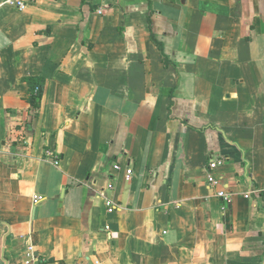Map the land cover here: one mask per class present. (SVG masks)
<instances>
[{"label": "crops", "instance_id": "0c3cea01", "mask_svg": "<svg viewBox=\"0 0 264 264\" xmlns=\"http://www.w3.org/2000/svg\"><path fill=\"white\" fill-rule=\"evenodd\" d=\"M5 1L0 264H264V0Z\"/></svg>", "mask_w": 264, "mask_h": 264}, {"label": "built area", "instance_id": "2783aa9c", "mask_svg": "<svg viewBox=\"0 0 264 264\" xmlns=\"http://www.w3.org/2000/svg\"><path fill=\"white\" fill-rule=\"evenodd\" d=\"M4 3H7L21 10H24L27 8L28 0H6ZM224 161H225V158L223 156L210 158L209 163H208L207 180L210 186L216 188L217 190L216 195L227 205V204L232 203L234 193L231 191L222 189L220 187L221 180L215 172L218 166L223 164ZM56 162H58L57 159H56ZM128 172L131 173L132 171L129 170ZM253 194L257 196L264 195V185L254 187L248 192L244 193L243 195L247 198H250ZM107 206H108L109 212H113L114 210L117 209L116 204L111 199L107 200ZM25 252L28 256L27 260L25 261V264H37L39 262V254L35 248V245L31 241H27Z\"/></svg>", "mask_w": 264, "mask_h": 264}, {"label": "trees", "instance_id": "16d2710c", "mask_svg": "<svg viewBox=\"0 0 264 264\" xmlns=\"http://www.w3.org/2000/svg\"><path fill=\"white\" fill-rule=\"evenodd\" d=\"M25 79L30 84V92L27 99L32 105L39 107L44 93L45 79L38 76H30Z\"/></svg>", "mask_w": 264, "mask_h": 264}]
</instances>
